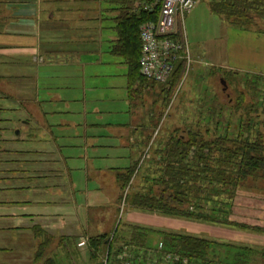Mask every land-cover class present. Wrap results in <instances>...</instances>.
Instances as JSON below:
<instances>
[{"label": "crops", "instance_id": "0c3cea01", "mask_svg": "<svg viewBox=\"0 0 264 264\" xmlns=\"http://www.w3.org/2000/svg\"><path fill=\"white\" fill-rule=\"evenodd\" d=\"M127 2L0 0V75L41 114L33 115L38 131L28 140L43 156L55 157L50 170L58 172L53 180L28 174L26 185L0 180V264H38L40 247L51 241L57 243L51 250L59 247L82 264H98L89 241L78 247L77 240L114 231L124 201L117 173L135 166L145 139L136 114L140 101L128 92V66L113 51ZM197 10L186 20L200 26L208 16L218 29L206 46L198 42L196 55L264 77V32L229 26L209 8ZM183 34L194 55L187 28ZM127 210L128 226L197 235L194 223L184 219Z\"/></svg>", "mask_w": 264, "mask_h": 264}, {"label": "rangeland", "instance_id": "374dc122", "mask_svg": "<svg viewBox=\"0 0 264 264\" xmlns=\"http://www.w3.org/2000/svg\"><path fill=\"white\" fill-rule=\"evenodd\" d=\"M197 1L199 4L195 8L197 7V12H199L210 9L211 3H220L223 0ZM211 13L212 17H218L220 21H224L229 26L240 29L221 15L212 11ZM250 14L253 21L249 24V28L240 30L264 32V15L263 18L259 17L254 11ZM186 15L187 13L176 21L177 34L180 36V39H176L184 44L185 50L182 54L185 53L186 62L183 64V72H180L181 76L175 88L169 93L166 91L169 86L167 83L176 71V67L173 66L172 74L166 82L158 84L145 78V88L138 95H134L133 99L140 101L136 114L140 116V132L145 139L141 145L140 155L136 157L134 163L132 185L124 189L119 187L118 198L122 195L124 199L125 196H131L136 191L145 193L150 187L155 188L156 193L161 191L158 190L161 186L157 182L162 177L161 164L156 151L175 131L185 134L189 129H193L205 137L221 135L229 138H235L242 132L245 136L249 135L252 140L256 139L258 134L264 140V77L249 71L211 65L208 57L196 55L198 44L204 42L206 46V43L213 38L212 31L217 30L218 26L208 16L203 17L200 26L195 25L186 20ZM186 28L192 42H195L192 45L189 44V50L195 53L191 56L183 34ZM198 53L201 54L200 51ZM221 79L224 80L225 85L221 83ZM5 83V79L0 75V101H4L0 102V180H12L16 184L26 185L28 174H45L43 176H47L50 180L57 179L58 172L50 170L54 165L55 157L43 156L42 152L34 150V146L28 140L31 133L38 131L36 125L31 122L34 121L33 115L39 118L41 114L34 112L35 108L30 109L28 104L30 100L17 97L12 87ZM163 86L166 87L165 90ZM224 86L225 89H223ZM138 103L136 102L135 105ZM143 111H145V123ZM152 122L157 123L154 129L149 127ZM37 126L42 129L41 124ZM15 131H18V136H15ZM43 168L47 170H42ZM3 182L5 181L1 183ZM197 187L200 190H194L192 195L199 199H208L200 201L202 207L199 208V212L209 214L218 220L226 218L229 224L179 218L182 221L194 223L190 227L198 231L196 237L220 244L244 247L249 250L246 255L247 264H264V176L260 174L256 177H248L235 190L232 198H228L220 190L218 194L209 193V188L206 189L205 183L199 182ZM121 203L120 210L123 212L120 214L117 212L113 229L115 231L116 227L118 228L116 236L119 237L127 232V224H129L126 223L127 214L124 212L128 211L129 205L123 200ZM232 223H236L237 226ZM180 228L191 229L189 226ZM114 231L108 234L109 240L113 239ZM180 232L182 233L177 234H187L184 231ZM127 237L126 235L123 239ZM159 239L156 232H151L147 235L145 243L154 247ZM47 244L44 243L40 247L38 264H48L46 261L49 258L53 259V264H82L79 257L65 253L62 248L57 247L51 250V247L57 246L55 241ZM103 253L104 250L98 256L99 264ZM225 253V247L217 245L209 255L222 258Z\"/></svg>", "mask_w": 264, "mask_h": 264}, {"label": "trees", "instance_id": "16d2710c", "mask_svg": "<svg viewBox=\"0 0 264 264\" xmlns=\"http://www.w3.org/2000/svg\"><path fill=\"white\" fill-rule=\"evenodd\" d=\"M127 1V7L120 12L118 17V38L113 51L122 56L128 66V92L131 98H134V95L141 93L146 86L144 85L145 78L140 74L141 42L139 27L144 22L157 20L160 4H155L153 0ZM134 1L138 3L136 7L132 6V3L133 5L135 3ZM144 4L152 6L151 10L144 9ZM210 9L213 13L221 15L232 25L240 29H248L249 24L253 21L251 12L254 11L259 17L263 18L264 0H223L220 3H211ZM257 31L260 32V30ZM178 35H175V38L180 39ZM185 62L186 59L184 58L177 59L174 62L176 71L167 83L169 85L166 90L167 93L173 91L178 83ZM163 89L165 90L166 87L163 86ZM156 126V122L149 124V127H153V129ZM177 132L171 133L164 145L156 151V154H159L158 161L161 164L162 177L157 180L161 186L158 187V190L161 191L156 193V189H152V187L145 193L136 191L131 196H125L124 202L129 205V208L161 215L224 225L229 224L226 218L218 220L209 214L199 212V208L202 207L200 201L208 199H199V197L192 195L193 191L200 190L197 187L200 182L206 184L209 193L215 192V194H218L220 190L228 198H232L235 190L248 177H256L260 174L264 176V140L259 134L256 139L252 140L249 135L245 136L242 132L235 138L221 135L205 137L199 131H193V129H189L185 134H181L180 131ZM134 171L135 166H132L125 172L117 173V179L122 189L132 185L131 178ZM232 224L237 226L236 223ZM117 230L116 227L111 243L109 236L104 234L89 238L92 259L97 260L109 243V249L114 247V243L118 245L120 241L137 245L146 244L147 235L154 232L152 229L129 225L127 232L119 237L116 236ZM156 233L160 239L162 238L166 251L187 257L192 263L247 264L246 255L249 250L244 247L220 244L216 241L187 234L163 231ZM126 235L129 239L128 237L123 239ZM217 245L224 246L226 249V253L222 258L219 256L214 258L209 255ZM46 262L53 264L54 261L49 258Z\"/></svg>", "mask_w": 264, "mask_h": 264}, {"label": "built area", "instance_id": "2783aa9c", "mask_svg": "<svg viewBox=\"0 0 264 264\" xmlns=\"http://www.w3.org/2000/svg\"><path fill=\"white\" fill-rule=\"evenodd\" d=\"M160 4L156 21H147L139 27L141 42L140 74L157 83L166 82L173 71L174 62L184 58V44L175 38L176 21L191 11L196 0H153ZM144 9L152 6L144 4ZM182 56V57H181ZM87 238L77 240L78 247L88 245ZM111 243V240H110ZM101 255L100 264H199L192 263L187 257L166 251L161 239L154 247L141 246L135 243L121 242L109 245Z\"/></svg>", "mask_w": 264, "mask_h": 264}, {"label": "water", "instance_id": "95a60500", "mask_svg": "<svg viewBox=\"0 0 264 264\" xmlns=\"http://www.w3.org/2000/svg\"><path fill=\"white\" fill-rule=\"evenodd\" d=\"M221 83L223 84V85H225V82H224V80L223 79H221ZM223 89H225V86H224V88Z\"/></svg>", "mask_w": 264, "mask_h": 264}]
</instances>
